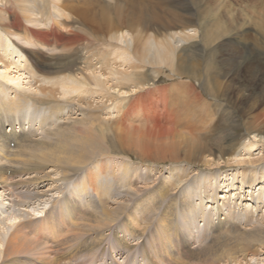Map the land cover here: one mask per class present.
I'll use <instances>...</instances> for the list:
<instances>
[{
  "label": "bare ground",
  "instance_id": "6f19581e",
  "mask_svg": "<svg viewBox=\"0 0 264 264\" xmlns=\"http://www.w3.org/2000/svg\"><path fill=\"white\" fill-rule=\"evenodd\" d=\"M196 14L0 0V264H264V72L191 77Z\"/></svg>",
  "mask_w": 264,
  "mask_h": 264
},
{
  "label": "rangeland",
  "instance_id": "374dc122",
  "mask_svg": "<svg viewBox=\"0 0 264 264\" xmlns=\"http://www.w3.org/2000/svg\"><path fill=\"white\" fill-rule=\"evenodd\" d=\"M149 1L155 4L159 2L161 8L170 14L176 8L183 7L200 13L196 14V17L199 19L202 29L208 32L209 37L203 32V37H199V43L193 48L192 65H185L191 77L204 79L216 71L220 75V78H217L220 81L225 73L237 68L233 62L234 59L238 61L257 59V63L251 64L250 62L242 70L241 78L248 76L255 67L264 72V0ZM231 58H233L232 61ZM190 61L191 56H188L187 62ZM169 83L171 81L164 77L159 82L161 85ZM201 84L202 81L195 83L198 89H200ZM205 85L210 88L212 83L207 82ZM205 98H208L206 94ZM129 128V134L126 135L125 139L130 137L136 145L142 144L145 140L147 142V119L137 115L131 120Z\"/></svg>",
  "mask_w": 264,
  "mask_h": 264
}]
</instances>
